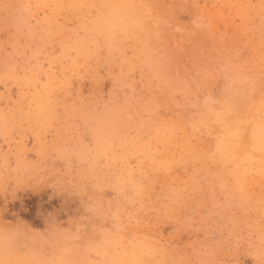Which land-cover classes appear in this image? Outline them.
I'll list each match as a JSON object with an SVG mask.
<instances>
[{
	"label": "clouds",
	"instance_id": "obj_1",
	"mask_svg": "<svg viewBox=\"0 0 264 264\" xmlns=\"http://www.w3.org/2000/svg\"><path fill=\"white\" fill-rule=\"evenodd\" d=\"M0 264H264V0H0Z\"/></svg>",
	"mask_w": 264,
	"mask_h": 264
},
{
	"label": "rangeland",
	"instance_id": "obj_2",
	"mask_svg": "<svg viewBox=\"0 0 264 264\" xmlns=\"http://www.w3.org/2000/svg\"><path fill=\"white\" fill-rule=\"evenodd\" d=\"M33 199H35V198H33Z\"/></svg>",
	"mask_w": 264,
	"mask_h": 264
}]
</instances>
